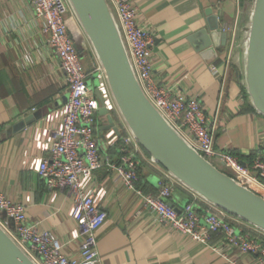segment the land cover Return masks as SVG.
<instances>
[{
  "label": "crops",
  "instance_id": "obj_1",
  "mask_svg": "<svg viewBox=\"0 0 264 264\" xmlns=\"http://www.w3.org/2000/svg\"><path fill=\"white\" fill-rule=\"evenodd\" d=\"M131 1L138 8V23L154 38L155 81L173 94L198 97L215 120L216 148L252 166L262 156L253 153L264 148V114L255 108L245 79L244 39L255 0ZM67 19L69 31L84 47L88 86L95 90V51L75 12ZM215 26L229 36L216 57L206 53ZM43 28L33 0H0V191L23 203L29 223L51 231L65 245L66 254L78 256L81 236L72 216V197L66 190H50L37 172L40 161L51 157L45 129L61 123L70 96L66 74ZM29 118V124L13 131ZM116 122L120 135L103 130L108 119L99 114L95 127L102 157L115 162L120 157L118 141L130 132L119 114ZM141 155L137 189L142 194L127 189L107 166L97 170L92 181L95 201L108 213L98 232L101 264H259L257 254L228 248L222 234L200 242L161 223L143 205L142 195L158 193L162 183L174 184L170 204L181 210L193 203L202 222L217 206L171 176L145 150ZM217 166L225 171L222 162ZM4 217L0 210V219ZM230 222L264 244V231L240 218Z\"/></svg>",
  "mask_w": 264,
  "mask_h": 264
},
{
  "label": "built area",
  "instance_id": "obj_2",
  "mask_svg": "<svg viewBox=\"0 0 264 264\" xmlns=\"http://www.w3.org/2000/svg\"><path fill=\"white\" fill-rule=\"evenodd\" d=\"M108 2L120 26L135 74L151 102L205 158L215 165L222 162L226 172L230 170L232 177L264 197L263 158L258 156L248 167L229 150L216 148V123L206 114L201 100L186 94H173L155 81L152 63L154 38L150 30L138 23V8L131 0ZM33 6L44 22L43 31L48 36L49 45L60 59L70 93L61 123L45 129L51 157L40 161L37 172L50 190H66L72 197V216L81 236L79 255L66 254L65 245L51 231L42 229L39 223H29L23 203L14 201L2 191L0 210L5 217L0 219V224L37 264H101L98 232L108 213L96 203L92 181L96 171L107 166L127 189L142 194L137 183L143 148L131 132H126L121 137L119 160L115 162L102 157L100 139L95 136L99 101L88 86L89 74L69 33L67 17L73 8L69 0H33ZM96 58L94 75L98 88L107 106L113 108L105 70L97 55ZM111 139L110 135L106 137L108 141ZM173 189V182L162 183L158 193L142 195L143 205L176 232L200 242H208L212 234H222L228 248L243 254H257L259 264H264V244L237 231L230 222L233 216L217 207L202 222L193 203H187L181 210L169 204ZM215 248L219 250L217 246Z\"/></svg>",
  "mask_w": 264,
  "mask_h": 264
},
{
  "label": "water",
  "instance_id": "obj_3",
  "mask_svg": "<svg viewBox=\"0 0 264 264\" xmlns=\"http://www.w3.org/2000/svg\"><path fill=\"white\" fill-rule=\"evenodd\" d=\"M69 2L105 70L113 98L114 107L109 108L98 88L99 83H96L94 93L100 105L98 114L108 119L103 130H114L120 135L116 122V115L119 114L143 150L171 176L231 216L264 231L262 194L205 158L148 98L135 74L108 0ZM211 32L212 39L208 42L206 53L216 57L222 46H226L229 36L220 26L212 27ZM69 33L82 56L83 45L71 31ZM244 51L247 91L255 108L264 114V0H255L252 21L244 39ZM30 120L26 119L13 131L25 127ZM0 264H37L1 224Z\"/></svg>",
  "mask_w": 264,
  "mask_h": 264
},
{
  "label": "trees",
  "instance_id": "obj_4",
  "mask_svg": "<svg viewBox=\"0 0 264 264\" xmlns=\"http://www.w3.org/2000/svg\"><path fill=\"white\" fill-rule=\"evenodd\" d=\"M118 143L121 145L122 144V139H119ZM258 153L262 154V158L264 160V148L260 149L258 152L253 153V157H256L258 155ZM230 174V173H229ZM231 176H233L232 174H230Z\"/></svg>",
  "mask_w": 264,
  "mask_h": 264
},
{
  "label": "rangeland",
  "instance_id": "obj_5",
  "mask_svg": "<svg viewBox=\"0 0 264 264\" xmlns=\"http://www.w3.org/2000/svg\"><path fill=\"white\" fill-rule=\"evenodd\" d=\"M225 170H226V169H225ZM227 173H230V174H232V175H233V172H231L230 170H228V171H227Z\"/></svg>",
  "mask_w": 264,
  "mask_h": 264
}]
</instances>
